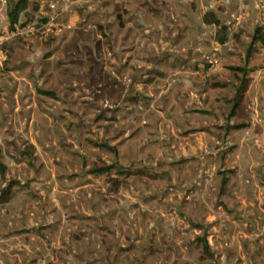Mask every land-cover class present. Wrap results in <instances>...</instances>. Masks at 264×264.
<instances>
[{
	"label": "rangeland",
	"instance_id": "1",
	"mask_svg": "<svg viewBox=\"0 0 264 264\" xmlns=\"http://www.w3.org/2000/svg\"><path fill=\"white\" fill-rule=\"evenodd\" d=\"M50 1L27 0L20 21L43 23ZM53 1L62 8V0ZM72 1L61 22L71 30L18 39L2 51L0 195L10 182L18 184L0 203V264H264V194H252L254 180L237 174L240 165L257 161L255 152L221 136L203 164L196 161L201 154L179 152L181 109L190 118L197 113L201 126L214 125L212 115L229 118L234 101L192 110L156 76L135 88L131 69H103L114 54L127 53L159 68L155 57L178 52L172 40L182 27L196 40L204 35L197 23L211 0ZM213 1L220 23L235 25L230 36L239 38L225 50L244 52L260 25L255 18L263 19L256 1ZM6 9L0 2V35L8 27L1 19ZM144 36L142 50L149 53L142 54L137 38ZM211 37L200 58L216 72ZM210 71L202 82L215 80L205 75ZM224 75L230 83L238 78L232 70ZM102 167L111 168L91 173Z\"/></svg>",
	"mask_w": 264,
	"mask_h": 264
},
{
	"label": "crops",
	"instance_id": "2",
	"mask_svg": "<svg viewBox=\"0 0 264 264\" xmlns=\"http://www.w3.org/2000/svg\"><path fill=\"white\" fill-rule=\"evenodd\" d=\"M0 2L7 5L6 0H0ZM214 4L215 2L211 0L209 11L215 13L218 17L215 10L219 7H215ZM1 19L8 22L6 14L4 16L1 14ZM218 19L220 21L219 17ZM258 21H260V23ZM261 21H263V19H258V17L254 20L256 24L259 23L262 25ZM220 27L223 28L220 29ZM190 28L191 26L188 30H190ZM197 28L202 29L204 33V35H201L198 40H196L193 34H190L189 31L187 34L185 33L186 27H182V30L180 29L182 35L179 37H173L172 40L178 47V52L174 54L172 51L164 57L160 55L155 57L156 62L159 63V68L157 69H155L156 67L153 69L152 62H150L152 60L147 59L146 56L143 60L140 59L141 63H143L140 65L136 58L130 57V53L121 57L114 54L115 57L112 61L113 63H110L109 66L104 65L105 67L103 69L109 67L116 70L118 73L120 72V68L123 69L122 72L125 70L124 68H127L128 71L131 69L132 73L138 74V78H133L132 85L135 88L140 87L144 82L152 83V80L156 76L157 79L167 87V89L170 88V86L178 89L180 95L183 97L181 102L186 104V106H191L192 110H200L201 108L203 110H209L207 109V106L211 103L217 104L218 101L229 106H231V102L234 101V105L237 89L241 85L239 80L244 77L246 79L245 92L241 94L238 107L233 114L231 112L229 118L227 115H216L215 117L212 115V120L217 121V123L213 125L208 121L207 124L206 121H203L201 126L200 119L196 116L198 115L197 113H193V116L191 114L190 118L188 110L186 108L181 109V112L177 114L178 121L181 123L180 126H178L177 132H181L179 136L182 138L181 150L179 152L183 154H201V157L196 159V161L203 164L201 163L202 160H200L204 159L202 155L213 154L214 150L215 152L217 150L214 146L216 137L221 136V138H230L231 140L228 141V144H232L231 141L233 138L239 140L238 143H235L236 146L239 145V147L244 149V152L246 153L250 151L255 152L257 161H252L253 158L251 156L252 160L246 165L247 167L244 168V165H240L237 174L240 179L251 178V180H254L253 183H255L254 186L256 187L253 188L252 191L254 193L252 194H257L260 197V194H264V49L259 48V45H256L255 47L257 50L249 55L247 52L248 48L247 50H244V52H235V50H232L231 48L225 50V47L231 39L239 40L237 35H233V38L230 36L235 32V25L232 27H228L226 23H220L219 27L208 25L204 23L202 17V19L199 20V23H197ZM6 29H8V27ZM105 35L106 33L102 34L104 39H106ZM208 35L212 36L210 41L212 47L211 52H213L212 55L217 56L220 62V68L216 72L210 71L207 67L203 66L200 58L203 52V46L205 45L203 43L208 42V38H206ZM219 36L224 39L225 42L223 44H220L215 40V38ZM135 38L136 37H134V39ZM249 38L250 37L247 36L245 37V40L248 42ZM137 40L142 42L139 46L137 45V49H140L142 54L148 52L146 49L147 47H145L144 52L142 47L143 42H149V37L146 38V36H144V38H137ZM164 45L165 47L169 46L167 43H164ZM206 45H208V43H206ZM162 48L165 49L164 47ZM128 49H132V47ZM237 57L243 60V64H240L241 61L238 65L235 64V58ZM222 63H225V65L228 66L227 70L222 69ZM111 64H113V66ZM231 70L234 71L235 75L239 78L232 81L233 83H230L224 77V74H227L228 71ZM207 71L210 72L205 75L212 74L215 80H206L202 82L201 79L205 76L203 75L201 78V74H204ZM146 74L147 76L149 74L148 79H146ZM170 80H172V82ZM206 82H208V84ZM223 90L227 92V97L223 96ZM233 120L236 122L234 123ZM203 167L208 168V172L210 169L214 168V166L210 168V165H199L200 169ZM232 179L235 178L233 177ZM223 181L226 184V181ZM242 189L244 193L247 194V186H243ZM250 193L251 192L248 194Z\"/></svg>",
	"mask_w": 264,
	"mask_h": 264
},
{
	"label": "trees",
	"instance_id": "3",
	"mask_svg": "<svg viewBox=\"0 0 264 264\" xmlns=\"http://www.w3.org/2000/svg\"><path fill=\"white\" fill-rule=\"evenodd\" d=\"M6 15L8 19V30H12L16 25L20 23V17L21 15H27L28 12V3L27 0H7L6 5ZM33 20H28V22H32ZM203 21L205 24L208 25H215L217 27L220 26V21L215 13L209 11L208 13H205L203 16ZM223 28V27H222ZM220 27V29H222ZM220 32V31H219ZM218 43L223 44L225 41L223 38L218 37L217 38ZM256 45H259V48L264 49V25H258L255 27L253 34L251 35L250 44L248 47V55L252 52L256 51ZM7 45L3 46L2 51ZM245 82L246 79L244 78L243 81H241L240 87L237 89V97L235 100V104L233 106L232 114L234 113L235 109L238 107L239 99L241 98V94L245 90ZM41 94L53 96V93L50 92H42ZM111 167H102L99 169H94L91 171L92 174H104L109 171ZM6 171V166L0 162V176L1 178H4V173ZM224 182V181H223ZM18 183L10 182L7 187L2 191L0 195V203L6 204L9 202L11 197V188Z\"/></svg>",
	"mask_w": 264,
	"mask_h": 264
},
{
	"label": "built area",
	"instance_id": "4",
	"mask_svg": "<svg viewBox=\"0 0 264 264\" xmlns=\"http://www.w3.org/2000/svg\"><path fill=\"white\" fill-rule=\"evenodd\" d=\"M256 8L260 12L261 17L263 18L262 25H264V0H255ZM77 1L72 0H62L60 3L61 9L57 10L56 6L59 3L56 1L49 2V15L46 17V21L39 23L38 21H23L16 25L12 30H6L5 33L0 35V59L2 58V48L6 44L13 42L18 39H25L30 37H47L50 34L61 33L63 30H71V24L62 25V19L64 14L70 11L71 5L75 4ZM226 2V1H225ZM61 23V24H60ZM208 64L217 65L216 60L211 61L209 59Z\"/></svg>",
	"mask_w": 264,
	"mask_h": 264
}]
</instances>
